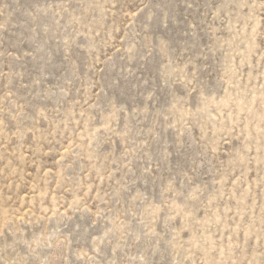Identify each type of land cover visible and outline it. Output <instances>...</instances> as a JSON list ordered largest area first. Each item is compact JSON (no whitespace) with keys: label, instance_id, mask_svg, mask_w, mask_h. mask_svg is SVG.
<instances>
[{"label":"rangeland","instance_id":"obj_1","mask_svg":"<svg viewBox=\"0 0 264 264\" xmlns=\"http://www.w3.org/2000/svg\"><path fill=\"white\" fill-rule=\"evenodd\" d=\"M0 264H264V0H0Z\"/></svg>","mask_w":264,"mask_h":264}]
</instances>
